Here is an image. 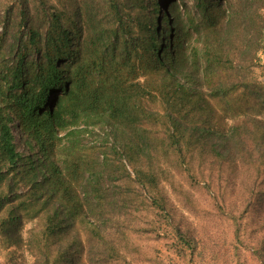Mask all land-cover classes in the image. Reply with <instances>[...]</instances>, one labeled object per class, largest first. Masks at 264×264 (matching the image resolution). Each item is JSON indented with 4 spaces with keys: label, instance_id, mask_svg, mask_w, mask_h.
Instances as JSON below:
<instances>
[{
    "label": "trees",
    "instance_id": "16d2710c",
    "mask_svg": "<svg viewBox=\"0 0 264 264\" xmlns=\"http://www.w3.org/2000/svg\"><path fill=\"white\" fill-rule=\"evenodd\" d=\"M106 1L104 17L98 18L91 0H81L73 25L46 16L44 32L30 27L21 11L17 27L26 29L25 42L15 35L8 40L7 28L0 33V163L13 169L30 163V189L46 208L50 233L66 235L79 224L89 229L80 249L86 264L106 262L105 232L112 223L90 218L101 217L110 198L106 179L114 160L132 163L134 156H149L147 124L166 119L178 154L183 148L198 149L204 159L217 163L240 166L249 161L255 169L258 163L264 167V122L259 116L264 115V86L253 74L264 45V0H192L195 14L186 22L180 4L168 3L170 19L162 30L148 31L144 21L147 34L138 37L125 25L134 20L131 12H124L118 0ZM135 2L130 11L146 20L150 0ZM166 30L171 39L162 42ZM6 56L12 64L1 68ZM144 68L150 77L140 81ZM150 90L166 103L163 114L153 110ZM219 104L231 105L224 111ZM235 105L246 106L244 112ZM226 109L232 123L222 131ZM16 127L18 140L12 132ZM60 132H65L64 143ZM84 143L92 150L87 152ZM63 144L56 160L52 149ZM34 151L46 162L33 158ZM135 171L138 180L147 177L149 185L155 183L150 171ZM0 175L1 181L5 174ZM78 244L73 230L58 253L68 258ZM255 249L264 264V242Z\"/></svg>",
    "mask_w": 264,
    "mask_h": 264
},
{
    "label": "rangeland",
    "instance_id": "374dc122",
    "mask_svg": "<svg viewBox=\"0 0 264 264\" xmlns=\"http://www.w3.org/2000/svg\"><path fill=\"white\" fill-rule=\"evenodd\" d=\"M91 1L100 12L98 18L104 17L107 1ZM118 1L125 6L124 12H131L130 18L134 16V20H126L125 25L135 37L146 36L144 21L148 31L162 30L170 19L166 10L168 3L180 4L185 22L189 15L195 14L192 0H150L151 10L144 20L137 10L130 11L129 6L137 4L135 0ZM80 2L0 0V33L7 28L10 32L6 36L8 40L12 35L21 36L23 42L27 40L26 29L17 27L21 11H25L30 19L29 26L38 27L41 32L48 26L46 16H58L64 25L71 26ZM167 33L166 30L161 35L160 41L171 39V34ZM2 47L6 48L5 45ZM140 51L138 48L139 54ZM7 57L2 59L1 68L12 64ZM257 57L258 66L253 69V74L264 86V45ZM144 70L140 71L143 76H140V81H147L150 77L149 70ZM152 80H155L154 75ZM149 92L153 99H149L151 95L146 97L150 103L154 101L151 103L153 110L163 114L166 103L162 104L154 90ZM241 98L236 95L237 100ZM231 104H219V109L225 111ZM240 106L242 108L235 105L242 110V114L246 106ZM228 109L222 115L225 120L222 131L226 124L232 123ZM259 116L264 122V115ZM146 127L150 136L147 142L149 149L146 150L149 156H134L132 163L124 158L114 160L106 179L108 191L105 188L103 191L110 198L101 208V217L90 218L105 220L107 225L112 223L105 232L108 235L105 240V264H260L255 248L259 242H264V167L261 169L259 163L256 164L261 170L258 171L249 161L240 166L217 163L215 158L204 159L203 152L198 149L190 152L183 148L182 155L178 154L177 146L169 137L166 119L151 122ZM64 134L60 132L61 137ZM64 140L62 137L60 142L64 143ZM244 141L250 144V139ZM63 146L52 149L56 160H60L57 150ZM83 146L87 149L90 144L84 143ZM35 154L34 151L33 158L38 156L41 164L46 162L41 153ZM38 167L41 172L45 171L44 166ZM136 168L150 171L156 177L155 183L149 185L147 177L138 180ZM16 169L0 163V172L5 174L0 181V264H86L80 249L90 236L89 229L79 224L73 225L66 235L50 233L46 221L48 213L42 202L36 199L39 193L36 191L33 195L30 189V163H20ZM112 196H115L116 203L112 201ZM55 203L53 200L52 206ZM90 207L97 210L94 205ZM80 219L77 217L76 220ZM73 230L79 235L80 245L75 246L77 249L72 248L68 258H65L58 253V248L64 246Z\"/></svg>",
    "mask_w": 264,
    "mask_h": 264
},
{
    "label": "clouds",
    "instance_id": "9594fccd",
    "mask_svg": "<svg viewBox=\"0 0 264 264\" xmlns=\"http://www.w3.org/2000/svg\"><path fill=\"white\" fill-rule=\"evenodd\" d=\"M16 128H17V127H16ZM16 128H12V130L14 129V132H13V131H12V132H13L15 138L18 140L20 134L18 133V132H19L18 128H17V129H16ZM23 142H24V141L21 140L22 145H23Z\"/></svg>",
    "mask_w": 264,
    "mask_h": 264
}]
</instances>
